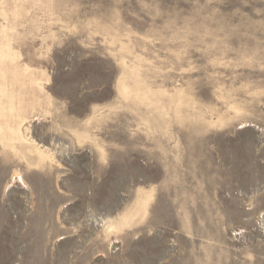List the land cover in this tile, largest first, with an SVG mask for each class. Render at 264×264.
<instances>
[{
    "label": "rangeland",
    "instance_id": "1",
    "mask_svg": "<svg viewBox=\"0 0 264 264\" xmlns=\"http://www.w3.org/2000/svg\"><path fill=\"white\" fill-rule=\"evenodd\" d=\"M0 264H264V0H0Z\"/></svg>",
    "mask_w": 264,
    "mask_h": 264
}]
</instances>
